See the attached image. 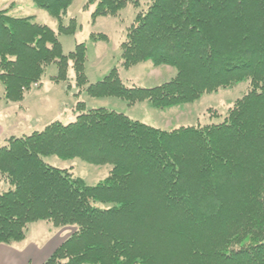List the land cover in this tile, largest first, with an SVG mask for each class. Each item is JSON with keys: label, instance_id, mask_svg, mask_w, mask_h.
Wrapping results in <instances>:
<instances>
[{"label": "trees", "instance_id": "obj_1", "mask_svg": "<svg viewBox=\"0 0 264 264\" xmlns=\"http://www.w3.org/2000/svg\"><path fill=\"white\" fill-rule=\"evenodd\" d=\"M32 1L59 29L0 11V87L9 103L22 102L55 64V84L72 67L90 97L158 109L242 81L250 90L220 124L168 131L80 100L74 122L12 136L0 147V181L11 185L0 191V244L24 241L29 224L48 221L75 230L43 264H264V0L147 3L120 45L122 66L151 61L177 71L149 88L124 83L117 67L89 84L87 44L65 53L59 38L80 29L77 18L66 23L75 0ZM142 1L87 0L85 9L96 6L95 22ZM48 155L112 169L89 186L47 164Z\"/></svg>", "mask_w": 264, "mask_h": 264}, {"label": "rangeland", "instance_id": "obj_2", "mask_svg": "<svg viewBox=\"0 0 264 264\" xmlns=\"http://www.w3.org/2000/svg\"><path fill=\"white\" fill-rule=\"evenodd\" d=\"M18 2H21V0ZM150 2L151 0H143L140 8L128 6L122 9L120 16L118 17L103 16L99 17L95 22H93L91 13L96 6H89L88 9H85L87 0H75L73 3L74 5L71 6L68 13L66 14V23L72 18H77L80 24V29L75 35L62 34L59 36V38L63 44V51H65V53L71 52L70 50L74 49L77 43L84 42L87 44L88 64L86 66V73H88L90 82L92 80H102V78L109 74L114 67L118 68L123 82H126L132 86L136 85L139 87L149 88L155 85H160L165 81H169L175 76L177 71L173 67L160 66V68L154 67L155 69H153V63L151 61L137 64L135 67L129 69L122 66V49H120V45L127 38L126 35L128 28L134 23L138 12L140 10H145L147 3ZM22 5L24 6L23 10L25 13L27 12L26 5L30 6V13L27 14L28 16L36 14L37 21L39 23H44L55 30L59 29L56 19L51 17L46 10L39 9L32 0L22 1ZM22 5L19 4V6ZM9 7L10 8L7 9L11 14V10L15 9L16 7L15 4H12ZM93 33H104L109 39L107 41H94L92 38H90L91 34ZM57 72L58 68L56 64L48 66L41 81L42 84L40 86L38 84L34 85V88L51 87V90H53L48 94H45V105H43V108L46 105H49V107H52V109H48L49 113L43 115V124L47 122L48 118H57L59 114L58 109L55 105L53 106V103L57 102L56 98L62 99V101L67 105L65 108L68 110L65 112V115L60 118L65 124H69L70 122L76 120L80 111L76 109L77 106L73 105L80 100L88 102L90 109L92 107H107L108 109L117 110L118 112L124 113L126 116L128 115L134 120H140L150 126L152 125L156 128L168 131H173L185 126L197 127V125L206 126L212 123L220 124V122L225 120L229 109L236 103L235 101L242 98V96L250 90L248 81H242V83L228 89H221L219 92L207 93L193 103H184L183 105L158 109L153 107L147 101L138 102L135 105H129L127 101L116 96L103 98L90 97L87 95L85 90L82 89L86 88V86L78 87L76 85L75 74L72 67L69 70V80L66 82L55 84L51 81L52 77H54ZM90 82L89 84H91ZM60 90L61 92H59ZM62 90L69 93V95L66 94L68 97L64 94L62 95ZM78 103L79 102H77L75 105ZM15 110H17V108ZM21 111L22 115L23 110ZM31 111L35 113V110ZM73 111L76 115L73 113ZM39 112L40 110L37 109L36 113ZM11 113H13V111H11ZM26 132L29 133L28 129ZM44 160L47 164L49 163L54 167L69 169L72 171L75 177L81 178L82 180L84 179L85 183L89 186H95L100 182H103L112 169V165H93L80 158L63 159L60 156L58 157L55 155H48L44 158ZM5 183L6 184L3 183L2 185H5L6 189L11 187V185L6 181ZM97 205L103 209H108L110 207L109 204ZM52 227L53 228L51 232L49 229L43 228L41 230L40 236H59L62 238L67 234V238L64 240L66 241L75 230V226H66L60 228L52 225ZM57 250L58 249L56 248L55 251ZM55 251L52 253V255L55 253ZM51 256H49L45 262Z\"/></svg>", "mask_w": 264, "mask_h": 264}, {"label": "crops", "instance_id": "obj_3", "mask_svg": "<svg viewBox=\"0 0 264 264\" xmlns=\"http://www.w3.org/2000/svg\"><path fill=\"white\" fill-rule=\"evenodd\" d=\"M18 1L19 0H0V11L6 10L7 8H10L9 7L10 5L15 4L16 8L11 10L12 15L16 17L33 16L37 19L36 14L30 15V16L27 15L28 13H30V10H29L30 6L26 5L27 6L26 13L23 10L24 6L22 5V1H25V0H21V2H18ZM19 4H21L22 6H19ZM153 69H155L154 66H153ZM88 79H89V76H88ZM99 81L101 80H98V81L92 80L90 82V79H89L90 83H96ZM129 86H132V85H129ZM133 86H136V85H133ZM155 86H158V85H155ZM51 91H53L51 90V87H43V88L36 87L32 91L26 94V97L24 98L22 102L8 103L7 100L3 98V89H1L0 87V147L4 146L7 143V140L11 138L12 136L23 137V135H30L34 133L35 131L44 130L47 125L53 122H57V120L62 121L60 118H62V116L65 115V112L68 110L65 108L67 105L62 101V99L56 98L57 102L53 103V106L55 105L58 109L59 114L57 118L56 117L48 118L47 122L44 124L42 122L43 115H46L49 113L48 109H52V107H49V105H46L43 108V105H45V102H44L45 94H48ZM59 92H61V90ZM63 94L69 95V93L62 90V95ZM86 103H87V107L89 108L88 102ZM75 104L73 106H76ZM16 108L17 110H15ZM99 108H103V107H99ZM37 109L40 110L39 113H36ZM21 110H23L22 115H21L22 113ZM31 110H35V113H33V111ZM11 111H13V113H11ZM73 113L75 114L74 111ZM27 129L29 133L26 132ZM3 183L6 184L5 181L0 182V191L6 189L5 185H2ZM8 189L9 188H7L6 190ZM51 224H52L51 222L49 223L45 221H38V223L36 222L31 223L28 226L29 229L26 235V239L24 241L16 242L13 244H6V243L0 244V264H43L45 260L49 256L52 255V253L56 250V248H58V246L61 245L63 241L67 238L66 237L67 234L62 238L59 236L41 237L40 234L43 228L49 229V231L51 232L53 228L52 227L53 224L52 225Z\"/></svg>", "mask_w": 264, "mask_h": 264}]
</instances>
